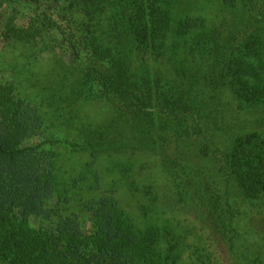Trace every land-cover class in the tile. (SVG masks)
I'll return each mask as SVG.
<instances>
[{"label":"rangeland","instance_id":"1","mask_svg":"<svg viewBox=\"0 0 264 264\" xmlns=\"http://www.w3.org/2000/svg\"><path fill=\"white\" fill-rule=\"evenodd\" d=\"M228 3L0 0V77L45 118L26 145L48 147L56 163L54 202L67 200L65 213L89 232L94 210L115 203L138 247H156L149 264H264V177L238 174L264 150V102L232 84L250 35L264 30V0ZM123 9L136 30L109 73ZM148 11L157 24L144 38ZM245 78L250 93L261 85ZM7 114L0 106V125ZM237 151L241 167L230 163Z\"/></svg>","mask_w":264,"mask_h":264},{"label":"trees","instance_id":"2","mask_svg":"<svg viewBox=\"0 0 264 264\" xmlns=\"http://www.w3.org/2000/svg\"><path fill=\"white\" fill-rule=\"evenodd\" d=\"M224 1L229 2L227 7L237 2ZM147 14L150 22L145 21V25L150 27L144 25L145 31L139 35L144 38L149 37L146 31L153 27L155 18L153 11ZM131 16L123 9L112 23L108 46L115 50V55L110 59L109 73L116 69L119 55L128 50L133 38L137 21ZM33 34L28 33L29 39H25L28 35L17 36L32 41ZM247 43V50L235 61L233 88L245 98L253 96L264 102V30L250 35ZM129 69L127 63L119 71V79L127 77ZM252 74L261 85L252 87L254 90L250 93L245 76ZM115 76L118 78L116 71ZM140 79L149 81L145 75ZM0 106L8 111L0 125V259L6 264H149L147 250L154 251L156 247L152 243L146 246V251L138 247L134 224L115 203L94 210L89 232L65 213L67 200L54 202L60 196L57 186L61 182L56 163L45 154L48 147L26 145L32 137L45 131V118L13 83L2 77ZM250 150L253 148L245 154ZM248 158L252 161L248 162L249 168L241 167L245 159L238 151L231 153L230 163L241 167L238 174L244 181L254 176L264 177V150ZM71 202L75 204L78 200L71 199Z\"/></svg>","mask_w":264,"mask_h":264}]
</instances>
